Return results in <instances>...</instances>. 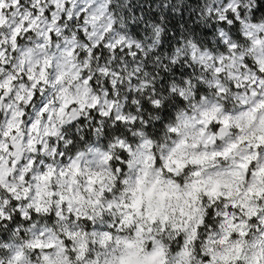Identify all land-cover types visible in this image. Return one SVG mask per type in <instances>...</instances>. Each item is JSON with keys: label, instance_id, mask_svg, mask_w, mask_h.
Returning a JSON list of instances; mask_svg holds the SVG:
<instances>
[{"label": "snow or ice", "instance_id": "snow-or-ice-1", "mask_svg": "<svg viewBox=\"0 0 264 264\" xmlns=\"http://www.w3.org/2000/svg\"><path fill=\"white\" fill-rule=\"evenodd\" d=\"M202 105L196 123L214 165L264 177V0H0V236L19 240L5 245L9 264H26L24 248L44 264H146L163 254L144 247L146 236L156 243L148 225H169L139 211V173L164 159L177 121ZM89 166L98 171L86 205L53 185ZM243 192L208 197L185 246L215 243L230 214V236L247 237L250 225L264 232V189ZM132 228L133 239L121 235ZM215 252H201L207 264H240Z\"/></svg>", "mask_w": 264, "mask_h": 264}, {"label": "clouds", "instance_id": "clouds-1", "mask_svg": "<svg viewBox=\"0 0 264 264\" xmlns=\"http://www.w3.org/2000/svg\"><path fill=\"white\" fill-rule=\"evenodd\" d=\"M124 2L126 4L128 0H124ZM115 3L118 4L119 0H115ZM253 64L255 65L254 71L258 73L259 65L255 64V60H253ZM69 81H71L70 76L66 78L65 83ZM70 87L73 92L77 91L78 82H72ZM207 107L208 105H202L197 110L194 119L191 118L193 115L191 112L188 117L181 116L175 125L178 128V135L174 137L175 144L169 142L170 147L165 149L164 159L158 165L145 168L139 173L140 185L136 196L133 197L137 201L139 211L143 213L147 210L149 215L165 220L169 225L166 231H160L162 226L159 222L148 225L153 228L156 243L146 236L143 242L144 247L148 251L163 247V254L157 251L156 255L146 264H164L165 259H167V264H201L202 261L207 264L201 254L207 248L216 249L215 255L218 261H235L239 258L240 264H264V232L252 231L250 225L248 229H245L248 233L247 237L230 236L229 234L233 231L229 227L232 223L231 214L217 224L213 236L215 243L202 244L199 251L196 243L187 246L184 244L185 240L196 234L200 215H206V209L210 206L208 197L215 198L222 193L224 196L238 200L240 196L244 195L243 190L249 184H255L257 188L264 189V177H249L245 181L243 171L236 173L226 170L233 168L232 162L226 166L214 165L213 146L210 142L200 138V125L196 123V120L200 118L199 112ZM171 111L174 118L178 107ZM185 119H189L187 126L184 124ZM205 122H207V118H205ZM164 123H168V121H164ZM165 131L160 130L161 138L164 137ZM93 139L95 140V137ZM168 168H172L174 171L169 172ZM97 171L98 168L89 166L84 170L83 175L72 177L69 174L57 177L53 181V185L65 195L72 196L76 203L86 205V200L81 199V194L85 198H94L95 194L89 191L94 185L88 183V176ZM134 179L135 177H133ZM237 185L242 189L240 196L235 193ZM130 187H136V184L131 183ZM41 193H44L43 188H41ZM128 195L131 196V192ZM224 202L230 201H225L223 198L218 201V203ZM144 219L141 216L138 218V222H144ZM172 224L180 226L182 230L172 229ZM134 233L135 229L132 228L126 229L121 235L133 239ZM9 237V240L5 241L0 236V262L3 264H9L13 254V249L5 245L19 243V240L12 238L11 234ZM24 253L26 264H44L38 253L27 248H24ZM119 254L120 249L117 250L116 255Z\"/></svg>", "mask_w": 264, "mask_h": 264}]
</instances>
